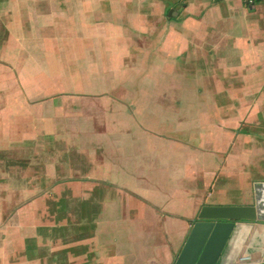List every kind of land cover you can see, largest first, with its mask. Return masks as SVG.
I'll list each match as a JSON object with an SVG mask.
<instances>
[{
  "label": "crops",
  "instance_id": "crops-1",
  "mask_svg": "<svg viewBox=\"0 0 264 264\" xmlns=\"http://www.w3.org/2000/svg\"><path fill=\"white\" fill-rule=\"evenodd\" d=\"M262 119L264 0H0V264H173L251 205ZM259 255L240 224L220 264Z\"/></svg>",
  "mask_w": 264,
  "mask_h": 264
},
{
  "label": "water",
  "instance_id": "water-1",
  "mask_svg": "<svg viewBox=\"0 0 264 264\" xmlns=\"http://www.w3.org/2000/svg\"><path fill=\"white\" fill-rule=\"evenodd\" d=\"M253 200L251 205L203 206L173 264H220L238 225L264 226V182L253 184ZM242 264H264V255Z\"/></svg>",
  "mask_w": 264,
  "mask_h": 264
},
{
  "label": "rangeland",
  "instance_id": "rangeland-1",
  "mask_svg": "<svg viewBox=\"0 0 264 264\" xmlns=\"http://www.w3.org/2000/svg\"><path fill=\"white\" fill-rule=\"evenodd\" d=\"M261 120V119H260ZM264 125V119H262V123ZM7 157H10V158H14L15 155L11 154V153H8V151H0V187H1V183H2V180H3V176L6 174L7 170L9 168H6L4 163H5V158ZM6 171V172H5ZM232 195V198H229V199H224L222 201L223 203V206H237V203H239L237 201V198H235L234 194H231ZM44 200V199H43ZM221 201V200H220ZM253 196H252V199H251V204H253ZM55 202V201H53ZM67 216L66 214H59L57 217L54 218V222L52 221V217L49 216L45 221L46 223L49 221L50 225L49 226H52L54 225L55 228L54 229H57L58 226H60L61 228H63V226L67 225ZM57 232V231H56ZM60 236V238H66V233L62 231H59L57 232Z\"/></svg>",
  "mask_w": 264,
  "mask_h": 264
},
{
  "label": "built area",
  "instance_id": "built-area-1",
  "mask_svg": "<svg viewBox=\"0 0 264 264\" xmlns=\"http://www.w3.org/2000/svg\"><path fill=\"white\" fill-rule=\"evenodd\" d=\"M247 7L252 8L255 5L256 0H244Z\"/></svg>",
  "mask_w": 264,
  "mask_h": 264
}]
</instances>
